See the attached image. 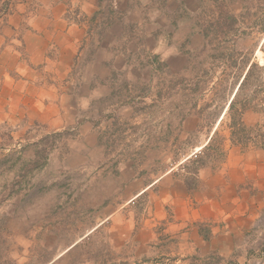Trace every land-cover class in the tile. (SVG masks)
Segmentation results:
<instances>
[{
  "label": "rangeland",
  "instance_id": "374dc122",
  "mask_svg": "<svg viewBox=\"0 0 264 264\" xmlns=\"http://www.w3.org/2000/svg\"><path fill=\"white\" fill-rule=\"evenodd\" d=\"M100 3V21L89 25L66 86L77 90L78 125H0V264H138L134 240L147 195L91 232L105 218L104 203L117 209L130 180L146 183L169 170L187 188L188 160L201 152L191 149L215 132L226 149L220 111L251 65L241 97L264 103V0ZM10 5L0 0V25ZM256 110L245 124L264 132L262 107ZM205 160L220 164L218 156ZM120 227L132 231L121 248ZM260 258L256 264L264 252Z\"/></svg>",
  "mask_w": 264,
  "mask_h": 264
},
{
  "label": "crops",
  "instance_id": "0c3cea01",
  "mask_svg": "<svg viewBox=\"0 0 264 264\" xmlns=\"http://www.w3.org/2000/svg\"><path fill=\"white\" fill-rule=\"evenodd\" d=\"M10 7L0 25V125L27 121L59 131L77 124V90L66 86L75 81L77 61L90 39L89 25L100 21L95 13L100 0H11ZM257 116L245 112L244 123ZM208 141L192 148L191 154ZM157 177L150 175L146 183L130 180L127 201L114 210L104 203L105 218L90 231L147 195L148 207L134 240L138 264L260 262L264 150L228 140L225 159L217 167L199 169L193 190L171 170ZM131 237L132 231L120 227L119 248Z\"/></svg>",
  "mask_w": 264,
  "mask_h": 264
},
{
  "label": "trees",
  "instance_id": "16d2710c",
  "mask_svg": "<svg viewBox=\"0 0 264 264\" xmlns=\"http://www.w3.org/2000/svg\"><path fill=\"white\" fill-rule=\"evenodd\" d=\"M227 18L234 23L235 18L232 15H226ZM254 65H251L243 76L241 82L237 85V91L234 94L231 101H228L224 107L221 108V115L227 105L226 113L224 114L226 120H228V140L231 144L241 146L242 148H259L264 150V132L262 129L257 127H248L243 120L245 112L249 110L257 111V107H262V113H264V103H255L253 96L249 97L244 95L241 97V93L245 92L249 86V81L251 80L252 70ZM236 87V86H235ZM209 107V105H207ZM223 116V117H224ZM204 156V158H203ZM219 157V162H222L225 157V148L223 141H218V132H215L210 138L205 147L201 150L199 154H195L191 159H189V164H192L193 169L191 171V176L188 181H186V186L188 190H193L197 186V173L198 170L208 166L206 158ZM39 158V157H37ZM35 166L39 163L34 162Z\"/></svg>",
  "mask_w": 264,
  "mask_h": 264
}]
</instances>
